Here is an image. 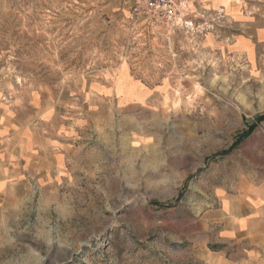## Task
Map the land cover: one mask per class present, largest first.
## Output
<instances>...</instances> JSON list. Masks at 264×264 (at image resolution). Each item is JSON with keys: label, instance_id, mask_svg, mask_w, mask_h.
Listing matches in <instances>:
<instances>
[{"label": "rangeland", "instance_id": "rangeland-1", "mask_svg": "<svg viewBox=\"0 0 264 264\" xmlns=\"http://www.w3.org/2000/svg\"><path fill=\"white\" fill-rule=\"evenodd\" d=\"M205 1L183 28L0 0V264L240 255L224 206L264 205V0Z\"/></svg>", "mask_w": 264, "mask_h": 264}, {"label": "crops", "instance_id": "crops-1", "mask_svg": "<svg viewBox=\"0 0 264 264\" xmlns=\"http://www.w3.org/2000/svg\"><path fill=\"white\" fill-rule=\"evenodd\" d=\"M239 3L234 0L228 1L229 7ZM229 14L231 18H234L233 10H230ZM256 34H264V29H259ZM224 209L229 211L227 229L233 231V235L237 236L240 246L243 247L237 258L226 257L219 252L212 254L213 264H264V205H253L245 198L240 199L239 207L232 210L229 207V201H226Z\"/></svg>", "mask_w": 264, "mask_h": 264}, {"label": "built area", "instance_id": "built-area-1", "mask_svg": "<svg viewBox=\"0 0 264 264\" xmlns=\"http://www.w3.org/2000/svg\"><path fill=\"white\" fill-rule=\"evenodd\" d=\"M191 0H134L132 16L152 24H170L175 27L192 28Z\"/></svg>", "mask_w": 264, "mask_h": 264}, {"label": "trees", "instance_id": "trees-1", "mask_svg": "<svg viewBox=\"0 0 264 264\" xmlns=\"http://www.w3.org/2000/svg\"><path fill=\"white\" fill-rule=\"evenodd\" d=\"M264 119V115L259 116V120Z\"/></svg>", "mask_w": 264, "mask_h": 264}]
</instances>
